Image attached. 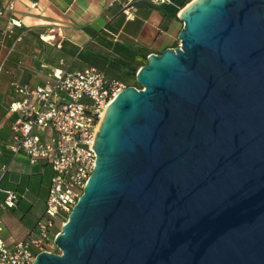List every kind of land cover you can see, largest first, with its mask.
I'll use <instances>...</instances> for the list:
<instances>
[{
    "label": "water",
    "instance_id": "1",
    "mask_svg": "<svg viewBox=\"0 0 264 264\" xmlns=\"http://www.w3.org/2000/svg\"><path fill=\"white\" fill-rule=\"evenodd\" d=\"M105 109L82 194L31 264H264V0H192Z\"/></svg>",
    "mask_w": 264,
    "mask_h": 264
},
{
    "label": "crops",
    "instance_id": "2",
    "mask_svg": "<svg viewBox=\"0 0 264 264\" xmlns=\"http://www.w3.org/2000/svg\"><path fill=\"white\" fill-rule=\"evenodd\" d=\"M123 1L0 0V162L9 166L0 188L19 197L17 207L0 209V239L7 245L24 238L41 216L30 213L33 197L43 185L40 169L51 173L49 165H30L24 155L13 157L6 149L13 120L8 108L16 98L11 83L43 85L47 73L62 60L65 69L92 67L125 86H137L132 80L146 57L179 43L182 0H136L131 20L121 12ZM10 18L19 20L21 27H14L1 42V32ZM49 181L50 176L46 191Z\"/></svg>",
    "mask_w": 264,
    "mask_h": 264
},
{
    "label": "built area",
    "instance_id": "3",
    "mask_svg": "<svg viewBox=\"0 0 264 264\" xmlns=\"http://www.w3.org/2000/svg\"><path fill=\"white\" fill-rule=\"evenodd\" d=\"M135 1L122 2L121 12L127 20L135 16ZM149 1L163 3L167 0ZM12 7L10 4L9 9ZM14 27H21V22L10 18L1 32V42ZM63 65L61 60L59 67L47 73L43 85L11 83L16 98L8 108L13 120L6 149L13 157L24 155L30 165L39 162L49 165L52 174L43 214L32 229L12 245L0 239V264H31L38 253L55 252L54 238L82 194L94 167L96 155L92 144L98 123L109 103L125 87L95 68L68 70ZM8 169L7 163L0 162V183ZM0 192L3 193L0 209L17 207L19 197L14 191L0 188ZM56 219H59L57 228Z\"/></svg>",
    "mask_w": 264,
    "mask_h": 264
},
{
    "label": "rangeland",
    "instance_id": "4",
    "mask_svg": "<svg viewBox=\"0 0 264 264\" xmlns=\"http://www.w3.org/2000/svg\"><path fill=\"white\" fill-rule=\"evenodd\" d=\"M192 0H182L180 3V8L182 9L183 7H185L188 3H190ZM133 84H137L135 79L133 78L132 80ZM51 174L49 175V173L46 171V169H40V176H41V181H42V187L39 188L38 190H36L35 194H34V201H33V205H32V209H31V215L33 217H38L40 215H42L43 211H44V202H45V198H46V182L47 179L49 178V176L51 177ZM38 177V176H37ZM25 204V202H24ZM55 224H56V228L59 226V219L55 220ZM55 252H58L57 248L55 249Z\"/></svg>",
    "mask_w": 264,
    "mask_h": 264
},
{
    "label": "trees",
    "instance_id": "5",
    "mask_svg": "<svg viewBox=\"0 0 264 264\" xmlns=\"http://www.w3.org/2000/svg\"><path fill=\"white\" fill-rule=\"evenodd\" d=\"M138 86V85H137Z\"/></svg>",
    "mask_w": 264,
    "mask_h": 264
}]
</instances>
